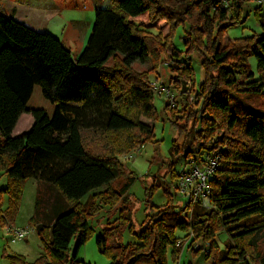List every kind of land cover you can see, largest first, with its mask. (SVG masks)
<instances>
[{
  "label": "trees",
  "instance_id": "trees-1",
  "mask_svg": "<svg viewBox=\"0 0 264 264\" xmlns=\"http://www.w3.org/2000/svg\"><path fill=\"white\" fill-rule=\"evenodd\" d=\"M249 2L260 3L256 19L264 31L259 14L264 0H112V8L96 10L77 59L52 35L30 29L0 8V173L8 180L0 190V228L13 222L23 182L34 179L37 193L29 222L47 254L35 262L8 256L9 264H76L91 234L82 199L110 187L123 174L118 157L154 138L152 126L143 121L156 117L148 77L168 51L178 25H188L185 51L172 49L168 85L190 82L194 99L184 95L179 110L166 105L179 133L191 137L181 150L172 148L175 158L167 173L172 179L181 176L174 168L181 158L189 168L192 163L202 166L206 157L218 158L209 181L210 205L202 208L186 201L175 206L171 186L166 185L168 204L150 206L149 212L146 208L136 242L123 245L119 227L112 223L96 237L97 249L110 264H167L169 252L174 259L180 257L177 234L191 232L210 244L205 258L212 264H264V34L222 43L226 30L243 24V6ZM145 14L151 23L168 21L169 35L144 30L136 19ZM193 53L200 54L204 70L197 91ZM248 56L256 59L258 78L248 70ZM148 60L152 71L133 69ZM35 86L54 106L51 116L27 108ZM25 113L31 115L32 127L12 136ZM85 133L92 134L87 135L92 141L100 138L109 150L89 149ZM132 176L117 192L124 201ZM2 194L8 196L5 211ZM91 199L111 204L105 193ZM121 218L131 221L130 215L121 213ZM220 232L227 237L223 249L216 239Z\"/></svg>",
  "mask_w": 264,
  "mask_h": 264
},
{
  "label": "rangeland",
  "instance_id": "rangeland-1",
  "mask_svg": "<svg viewBox=\"0 0 264 264\" xmlns=\"http://www.w3.org/2000/svg\"><path fill=\"white\" fill-rule=\"evenodd\" d=\"M259 5V2H249L243 6L242 18L244 22L225 31L222 38L224 46L237 39H246L254 35L264 34L256 19V7ZM0 8L30 29L55 37L70 50L72 57L75 58L82 52L86 44L96 10L112 8V0H0ZM259 14L264 17V11ZM136 20L142 22L144 30L154 34L161 31L163 36H167L171 31V24L163 19H157L151 23L150 16L145 14ZM187 31L188 25H178L173 28L169 37L168 51L166 54L161 55L160 64L155 71H152L154 67L150 60L143 64L135 63L133 69L137 72L152 71L148 77L149 83L157 81L169 86L171 76L168 69V63H171L169 56L172 49L181 53L185 51V39L183 38L184 33ZM190 59L193 68V83L197 91L198 86L204 81V70L200 62L201 56L198 53H193ZM112 65L113 61H109L108 66ZM246 65L248 70L255 75V78H258L257 62L254 56L246 57ZM190 84L187 85L182 82L178 87L172 85L173 90L171 89V92L175 97L174 108L177 110L180 109V102L186 92V86L189 87ZM192 95H194L193 88ZM167 103L164 95H154L153 106L156 117L153 120H143L153 128L154 138L152 142L146 143L142 148L126 155L119 156V162L123 167L122 176L112 182L110 187L94 190L82 199V209L90 215L88 224L91 234L85 245L78 251L76 264H110L108 257L98 251L96 237L103 233L105 229H109L112 223L119 227L118 238L123 245L136 242L135 233L139 231L140 225L150 211L149 207H163L168 204L169 197L164 192V186H171L170 193L173 196L172 202L176 204L175 206L182 207L185 205L186 199L180 196L177 191L178 179H172L167 172L170 162L175 158L171 156L172 148L177 147L181 150L182 144L184 142L188 143L191 137L190 135L187 136L188 134L186 136L180 134L178 128L172 124L171 110L166 108ZM27 108L43 109L49 116L52 115L54 110V106L44 99L38 86L34 87ZM19 132H16L15 136ZM85 134L86 136L92 135L91 133ZM87 145H89V149L101 153H106L109 150L100 138L92 141L88 137ZM174 168L176 173L180 174L189 169L187 161L183 158L179 159ZM130 173H133L132 177H135V179L129 187V197L124 201L123 197L117 195V192L120 191L129 178ZM156 179L160 186L155 187ZM6 185H8V180L5 175L0 173V190L7 187ZM36 193L37 183L34 179L23 182L17 214L9 226L0 228V264H9L7 257L14 255L22 256L28 262H35L40 257H47L36 230L29 222L34 213ZM100 193H105L110 197L111 204H104L100 203L99 200L94 201L91 199L92 195ZM1 200L2 210L5 211L8 206V196L2 194ZM121 209L122 211H120ZM120 212L123 216L130 215L131 221L122 219ZM13 230L26 231L25 239L15 240L10 233ZM177 236L181 249L180 257L174 259L169 252L167 264H212V259L205 258L210 252V244L200 239L197 240L195 234L191 232L178 233ZM216 239L219 247L223 249L227 239L226 234L220 232ZM75 244L76 241L73 239L70 243L71 255L75 250Z\"/></svg>",
  "mask_w": 264,
  "mask_h": 264
},
{
  "label": "built area",
  "instance_id": "built-area-1",
  "mask_svg": "<svg viewBox=\"0 0 264 264\" xmlns=\"http://www.w3.org/2000/svg\"><path fill=\"white\" fill-rule=\"evenodd\" d=\"M187 85L190 83H186ZM151 86L154 89L155 94L164 95L167 99L168 104L174 107L175 97L171 92L173 86H166L163 83H158L157 81L151 82ZM175 90V89H174ZM186 97L193 101L194 97L192 95L191 84L189 87L186 86V92L184 93ZM218 158H204L203 165L197 166L196 164H191L190 168L181 174L178 178L177 191L180 196L186 199V201H191L193 205H199L202 208H207L210 205V187L209 181L214 176L217 167ZM15 240L21 241L26 237V231L13 230L10 231Z\"/></svg>",
  "mask_w": 264,
  "mask_h": 264
},
{
  "label": "crops",
  "instance_id": "crops-1",
  "mask_svg": "<svg viewBox=\"0 0 264 264\" xmlns=\"http://www.w3.org/2000/svg\"><path fill=\"white\" fill-rule=\"evenodd\" d=\"M78 56L75 57L74 59H77ZM32 124H33V119L31 117V115L27 114V113L22 114L20 116V118H19V120H18V122H17V124H16V126L14 128V130H13L12 136H15L16 135L15 133L21 131L22 129H24V130L22 132H19V134L17 136L28 132L30 130V128L32 127Z\"/></svg>",
  "mask_w": 264,
  "mask_h": 264
}]
</instances>
